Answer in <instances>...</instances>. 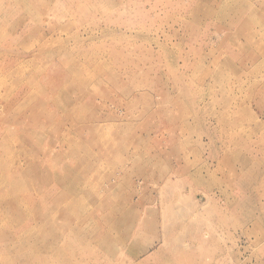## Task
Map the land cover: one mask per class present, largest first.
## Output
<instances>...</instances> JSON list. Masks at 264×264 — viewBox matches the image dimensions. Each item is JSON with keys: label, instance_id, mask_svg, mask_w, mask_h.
<instances>
[{"label": "rangeland", "instance_id": "1", "mask_svg": "<svg viewBox=\"0 0 264 264\" xmlns=\"http://www.w3.org/2000/svg\"><path fill=\"white\" fill-rule=\"evenodd\" d=\"M0 264H264V0H0Z\"/></svg>", "mask_w": 264, "mask_h": 264}, {"label": "bare ground", "instance_id": "2", "mask_svg": "<svg viewBox=\"0 0 264 264\" xmlns=\"http://www.w3.org/2000/svg\"><path fill=\"white\" fill-rule=\"evenodd\" d=\"M12 203V202H11Z\"/></svg>", "mask_w": 264, "mask_h": 264}]
</instances>
